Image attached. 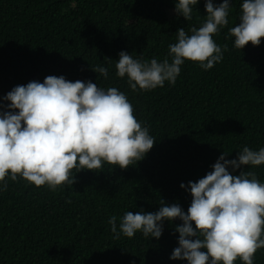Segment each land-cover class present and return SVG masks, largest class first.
<instances>
[{
    "label": "trees",
    "instance_id": "obj_1",
    "mask_svg": "<svg viewBox=\"0 0 264 264\" xmlns=\"http://www.w3.org/2000/svg\"><path fill=\"white\" fill-rule=\"evenodd\" d=\"M177 0H0V104L16 86L48 76L116 87L134 108L136 119L154 138L153 148L127 169L104 163L96 172L73 170L74 184L55 191L19 178L0 184V264H187L170 259L178 247L176 227L164 221L159 239L116 238L109 220L126 212L155 213L192 202L189 182L212 171L221 154L237 158L247 146L264 148V39L242 50L229 29L239 23L243 0H230L228 25L213 36L223 59L211 69L185 61L175 84L135 92L116 75L119 54L141 62L165 58L186 33L205 22V0L186 21ZM223 0H213L219 6ZM110 60V61H109ZM108 68L105 79L95 73ZM232 172L231 169H229ZM264 183V165L242 166ZM185 185V189L180 187ZM193 227H195L193 225ZM264 238V237H262ZM235 264H243L237 260ZM253 264H264V249Z\"/></svg>",
    "mask_w": 264,
    "mask_h": 264
},
{
    "label": "clouds",
    "instance_id": "obj_2",
    "mask_svg": "<svg viewBox=\"0 0 264 264\" xmlns=\"http://www.w3.org/2000/svg\"><path fill=\"white\" fill-rule=\"evenodd\" d=\"M199 0H177L175 10L188 21ZM230 0L214 6L205 0L207 16L199 29L184 28L176 33L163 62L134 59L126 52L115 64L119 78L127 76L132 91L153 90L165 82L175 84L185 61L198 63L204 70L222 61V49L213 36L227 26ZM234 47L249 43L257 47L264 39V0H243L239 23L229 29ZM110 61V60H109ZM93 72L105 79L108 68L98 65ZM0 104V184L18 177L36 187L55 191L74 184L73 170H99L104 163L127 169L141 161L154 146L149 130L136 119L127 96L116 87L103 89L91 81L71 82L63 76H48L43 83L32 81L13 88ZM223 153L212 171L197 182H189L192 202L185 213L179 204L162 206L155 213L126 212L119 224L109 220L111 231L133 238L159 239L163 222L182 221L178 247L172 260L187 264H253L255 253L264 249V183L251 171L236 172L242 166L264 165V148L245 146L233 160ZM232 170V172L229 171ZM180 187L185 189V185ZM185 189V190H187ZM193 225L195 227H193Z\"/></svg>",
    "mask_w": 264,
    "mask_h": 264
}]
</instances>
